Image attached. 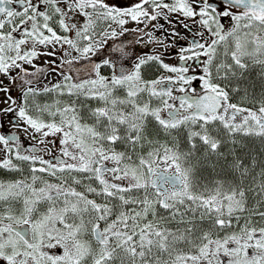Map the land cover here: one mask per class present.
<instances>
[{"label":"snow or ice","instance_id":"6c2138e0","mask_svg":"<svg viewBox=\"0 0 264 264\" xmlns=\"http://www.w3.org/2000/svg\"><path fill=\"white\" fill-rule=\"evenodd\" d=\"M0 264H264V0H0Z\"/></svg>","mask_w":264,"mask_h":264},{"label":"flooded vegetation","instance_id":"af4514ba","mask_svg":"<svg viewBox=\"0 0 264 264\" xmlns=\"http://www.w3.org/2000/svg\"><path fill=\"white\" fill-rule=\"evenodd\" d=\"M43 62V60H41V63ZM5 130H7V127H5Z\"/></svg>","mask_w":264,"mask_h":264}]
</instances>
